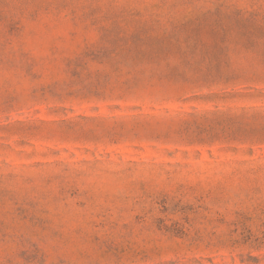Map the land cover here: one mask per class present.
<instances>
[{
	"label": "rangeland",
	"instance_id": "374dc122",
	"mask_svg": "<svg viewBox=\"0 0 264 264\" xmlns=\"http://www.w3.org/2000/svg\"><path fill=\"white\" fill-rule=\"evenodd\" d=\"M0 264H264V0H0Z\"/></svg>",
	"mask_w": 264,
	"mask_h": 264
}]
</instances>
